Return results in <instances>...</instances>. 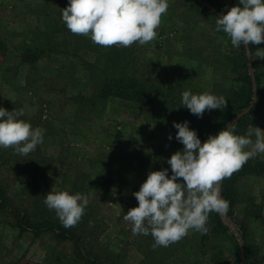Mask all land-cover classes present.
<instances>
[{
    "label": "rangeland",
    "instance_id": "obj_1",
    "mask_svg": "<svg viewBox=\"0 0 264 264\" xmlns=\"http://www.w3.org/2000/svg\"><path fill=\"white\" fill-rule=\"evenodd\" d=\"M67 2L0 0V107L23 110L19 118L44 137L27 156L0 149V185L7 196V207L0 206V264H85L87 255L101 264H234L236 242L219 231L210 213L206 235L189 230L155 249L151 235H133L123 215L138 206L133 193L150 171L169 168L171 175L166 161L183 149L174 122L188 121L202 143L216 135L207 119L219 109L197 118L181 107L183 91L222 95V109L234 113L229 97L234 93L237 103L245 76L238 48L215 32V15L185 0H169L154 41L105 48L66 28L61 10ZM221 2L229 10L235 6L234 0ZM259 46L264 55V43ZM249 55L264 96V58L258 50ZM121 75L156 93L143 104L102 96V79ZM256 127L264 131V105L249 115L253 141ZM263 160L260 153L248 161ZM229 180L227 195L246 233L250 261L264 264V177ZM51 190L88 197L85 214L70 228L80 237V251L55 233L36 238L17 227H29L25 213L32 222L59 221L44 204ZM239 256L244 260L241 243Z\"/></svg>",
    "mask_w": 264,
    "mask_h": 264
},
{
    "label": "clouds",
    "instance_id": "obj_2",
    "mask_svg": "<svg viewBox=\"0 0 264 264\" xmlns=\"http://www.w3.org/2000/svg\"><path fill=\"white\" fill-rule=\"evenodd\" d=\"M168 8L169 0H68L61 20L72 34L86 36L96 45L127 48L154 41ZM215 32L225 33L234 48L264 43V0H238L216 19ZM259 50L258 57L264 58ZM180 104L202 118L206 111L225 108L227 99L207 91L194 94L189 89L182 92ZM21 116L23 110L0 107V149L12 148L27 156L44 143V137L41 129L33 128ZM173 127L177 130L175 140L183 149L166 161L171 175L169 168L150 171L139 191L133 193L138 206L123 215L131 223L133 235H151L153 249L169 247L189 230L206 235L209 213L223 217L229 210L230 202L221 196V181L264 153V131L257 127L254 141L252 132L236 135L233 125L225 124V130L208 136L203 143L188 121L174 122ZM172 139L169 135L168 140ZM88 202L86 195L68 191L51 190L44 198L46 207L65 228L80 222Z\"/></svg>",
    "mask_w": 264,
    "mask_h": 264
},
{
    "label": "trees",
    "instance_id": "obj_3",
    "mask_svg": "<svg viewBox=\"0 0 264 264\" xmlns=\"http://www.w3.org/2000/svg\"><path fill=\"white\" fill-rule=\"evenodd\" d=\"M187 2H190L192 5L198 6L201 10L207 11L213 15H215L216 18L221 15L223 12L226 14L227 9L225 5L222 4L221 0H185ZM238 0H234L235 6L237 5ZM210 8H213L215 10L211 11ZM219 14V15H218ZM259 45H250L248 46V50L244 49L242 46L238 48L240 60L242 62V65L245 70V76H244V86L241 89V91L238 93V101L237 103L234 102L236 97L235 94L232 93L229 97L231 99V103L234 105V113H229L226 111V109H221L213 113L210 118L207 119V123L211 125L213 129H215V133L217 134L221 130H225V124H229L235 116L240 114L244 109H247L250 104L252 103L253 99V88H252V82L251 78L248 72V63H247V55L246 52L249 51L251 55L255 53L259 49ZM254 66V63H253ZM254 78L256 82V88H257V100L252 108V110L245 116L239 118L237 121L233 123L232 131L236 135L245 136L247 135V126L249 121V115L254 112V110L264 105V96L260 88V75L254 70ZM101 90L100 93H102V96L105 98H108L110 96L124 99V100H133L138 104H143L147 100H150L152 96L156 93V91L153 89V87H147L146 85L139 83L135 81L134 79L127 77L126 75H121L117 77H106L102 79L101 81ZM263 176L264 177V160L263 161H256L251 162L247 161L240 170L237 172H234L232 176ZM230 180L229 178H225L221 181V196L223 199L230 202L229 204V210L227 215L223 216L225 219L228 220L230 223V226L227 225L225 222H223L222 217L218 215L215 212L210 213L213 221L212 223L215 224L219 231L228 237H232V239L235 240L237 245V254L234 259V264H241V259L239 256V247L240 243L243 242V256L244 260L242 264H254L253 261H250L251 256V248L246 241V233L244 231L243 226L240 222L236 221L234 216V201L227 195V190L229 186ZM0 206L7 207V196L4 190L1 188L0 185ZM24 219L28 222V228H24V224H21L20 222H17V227L19 228L20 232H24L27 229L31 230L34 237H39L42 233L45 232H52L55 233L56 236L59 239L62 240H70L74 243L77 250H81V244H80V237L79 235H75L70 228H65L61 224L60 221H53L50 219H42L36 222H32L30 219V216L25 213L23 215ZM31 221V222H30ZM231 228H234L236 234L233 233ZM86 262L85 264H101L95 258L90 257V255L85 256ZM260 262L264 263V256L260 259Z\"/></svg>",
    "mask_w": 264,
    "mask_h": 264
},
{
    "label": "water",
    "instance_id": "obj_4",
    "mask_svg": "<svg viewBox=\"0 0 264 264\" xmlns=\"http://www.w3.org/2000/svg\"><path fill=\"white\" fill-rule=\"evenodd\" d=\"M210 10L215 12V10L213 8H210ZM246 50H248V48H246ZM246 55H247V63H248L249 75H250V78H251L252 88H253V99H252V103L250 104V106L247 109H245L244 111H242L240 114L235 116V118L232 119V121L229 123V125H233V123L235 121H237L239 118L247 115L252 110V108L254 107V105L256 103V100H257L256 82H255L254 73H253L252 66H251V58H250V55H249L248 51L246 52ZM242 246H243V242H241V247ZM242 262H243V258L241 260V264H242Z\"/></svg>",
    "mask_w": 264,
    "mask_h": 264
}]
</instances>
